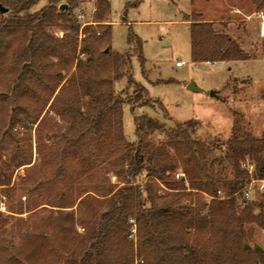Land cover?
Listing matches in <instances>:
<instances>
[{
  "label": "trees",
  "instance_id": "trees-1",
  "mask_svg": "<svg viewBox=\"0 0 264 264\" xmlns=\"http://www.w3.org/2000/svg\"><path fill=\"white\" fill-rule=\"evenodd\" d=\"M250 1L257 12L264 7V0ZM38 2L0 0L2 6H10V10L4 6L8 10L0 12V64L8 56L12 58V79L6 90L0 92V100L10 104L4 109L1 141H18L14 127L22 121L21 114L30 115L19 99L27 101L34 91V80L42 81V57L62 58L63 41L49 33V29L58 25L59 20L71 21L72 9L77 5V0H47L45 6L31 12ZM96 2L100 41L81 45L79 54H84L83 57L75 55L78 28L71 27L74 36L69 43L73 54L69 57L68 75L59 88L66 99L61 108L55 109L67 128L50 144L48 163L52 171L44 181L66 180L72 166L68 164L70 157L79 162L78 175L94 180L99 170L106 167L116 181L106 184L102 180L95 186L97 192L83 189L77 193L78 205L83 206L82 216L77 218L83 234H75L71 241L57 245L43 231L32 232L33 253L40 257L50 255L49 260H36L35 264H132L135 256L139 258L138 264H253L258 257L264 258L263 248L260 251L244 248L251 245V231L235 227L237 223L248 222L264 226V197L261 194L259 212L254 214L247 208L236 212L233 196L250 180L242 162L247 160L253 165V178L264 179V136L241 135L233 128L227 154L233 178L223 183L228 189L227 198L216 195L220 190L216 181L220 179L212 174L211 164L207 163L210 147L187 131L193 120L176 122L166 141L154 142L146 139L147 129L163 126L134 115L136 139L127 140L122 121L125 101L115 94L113 81L123 76L118 71L119 64L127 67L131 64L121 55L112 57L105 48H97L110 42L112 24L105 23L109 1ZM140 2L126 0L122 21L128 9ZM61 4L65 7L60 8ZM183 18L189 22L192 62L251 58L229 34L213 32L201 14L192 11ZM126 39L128 44H135L132 52L143 71L141 39L130 27ZM127 82L134 88L128 98L131 111L135 105H148L150 97L145 87L131 75L127 76ZM56 98L55 95L53 101ZM159 108L163 117L170 119L162 103ZM26 163H18L17 167ZM1 166L0 186L8 185V178L1 179ZM178 169L183 176L176 178ZM142 173L146 179L139 182L137 176ZM162 189L165 191L160 193ZM204 194L213 197L207 202ZM132 225L136 230L134 239L128 237ZM13 261L34 264L16 257Z\"/></svg>",
  "mask_w": 264,
  "mask_h": 264
},
{
  "label": "rangeland",
  "instance_id": "rangeland-1",
  "mask_svg": "<svg viewBox=\"0 0 264 264\" xmlns=\"http://www.w3.org/2000/svg\"><path fill=\"white\" fill-rule=\"evenodd\" d=\"M108 1L110 12L105 18V23L112 24L111 40L109 43L98 45L97 48L108 49L107 53L112 57L121 55L131 64L129 67L119 64L118 71L123 76L113 81L115 94L125 101L122 104L125 138L130 141L136 139L134 115L145 120L152 119L163 126L160 129H147L146 139L154 142L166 141L176 122L193 120L187 131L192 138L201 140L210 147L211 153L207 157V163L211 164L212 174L220 179L216 181V186L221 194L217 191L216 195L227 198L228 189L223 183L233 178L231 162L227 156L233 128L241 135L248 134L255 138L264 136V62H259L254 68L256 72L253 77L235 72L234 66L237 63L234 62L209 61L194 64L191 61L190 35L183 16L193 7V11L201 14L207 22V17L214 14L234 16L238 32L233 36L223 31L243 46L246 38L260 37V50L253 57L264 58V36L258 35L259 19L255 15L251 16L250 23L244 19L246 14L257 12L255 6L250 0H141L137 7L128 9L125 21H122L126 0ZM46 4L47 0H39L30 11H36ZM235 8H239L240 12L233 13ZM96 9V0H77V5L72 9V20H59L58 25L49 29V33L63 41L62 58L59 60L51 55L42 57V81L34 80V91L27 101L19 99L26 104L30 115L21 114L22 121L14 127L18 141L13 143L0 140V164L3 172L1 179H9L8 185L0 186L2 264H15V257L19 260L29 259L34 264L36 260H49L48 253L41 257L33 253L32 232L43 231L57 245L71 241L75 234H83V226L77 221V218L82 216L83 208L78 205L80 198L76 197L77 193L83 189L97 192L95 186L102 180L106 184L116 181L115 176L106 167L99 170L94 180L78 175L79 162L71 157L68 161V164L72 165L68 172L70 176L67 174L66 180L58 179L55 183L44 181L52 171L48 163L50 144L67 128L66 121L55 113V109L61 108L66 99L59 88L68 75L69 57L73 54L69 43L74 36L71 27L78 28L75 55L83 57L84 54H79L81 45L100 41V29L95 21ZM260 10L264 12V7L258 11ZM129 27L142 41V53L145 58L143 71L132 52L135 44L127 43ZM87 36H90V39H86ZM65 42H68V45H64ZM177 60H183L184 64L176 66ZM11 66V56L0 64V92L6 90V85L12 79ZM128 75L142 84L150 97L148 105H135L133 112L128 98L134 88L128 85ZM61 79L62 82L59 83ZM191 80L203 90L186 89ZM210 91L213 93L210 94ZM55 95L57 98L53 101ZM160 103L170 119L163 117ZM9 105V102L0 100V127L5 121L4 109L9 108ZM25 162L28 163L17 167L18 163ZM137 179L144 182L145 173L139 174ZM253 184L251 199L243 197V189L248 183L233 194L237 205L236 212L244 208L254 214L259 212L261 193L257 190L258 184ZM164 191L162 189L160 193ZM208 196H203L207 202L211 199ZM184 203L188 204V201ZM66 205L72 206L61 207ZM205 213L206 209L202 210V214ZM235 227L246 232L251 231L250 244L256 242L264 250L262 227L254 222L237 223ZM138 262L139 258L135 256L133 263ZM253 264H264V258L258 257Z\"/></svg>",
  "mask_w": 264,
  "mask_h": 264
},
{
  "label": "crops",
  "instance_id": "crops-1",
  "mask_svg": "<svg viewBox=\"0 0 264 264\" xmlns=\"http://www.w3.org/2000/svg\"><path fill=\"white\" fill-rule=\"evenodd\" d=\"M195 2H196V0H195ZM191 3L194 4V2H192V1H191ZM194 5H196V4H194ZM196 7L198 8V6H196ZM194 8L195 7L191 8L192 10L189 13H191ZM239 12H240L239 8H235L233 10V13H239ZM189 13H185V14H189ZM252 15H255L260 21V18L257 16V12H252V13L246 14L244 19H246V21L248 23H250V21L252 19L251 18ZM207 18H208V21L210 22L211 30L215 33H218V32H221L224 30V31H226V32H228L234 36V34H236L238 32V24H237L234 16L224 17V16L214 14L213 16H210ZM184 21L186 22L187 28H188L189 22L186 20H184ZM188 31H189V28H188ZM259 34H261V36H264V34L261 33V27H259L258 35ZM245 40L246 41H245L244 46L242 43H239V44L242 47V49L251 56V58L246 59V60H233V61H227V62L224 61V62H226V63H230V62L237 63V65L234 66V68L236 69L235 72L240 73V75H245V76L248 75L250 77H253L254 73L256 72V71H254V68L257 66V64H259V62H264V58H262V57H257V58L253 57L259 52V50H260L259 43L262 39L257 36L253 39L252 38H249V39L246 38ZM177 61H175V63ZM207 62L209 63V61H207ZM193 63L195 64L197 62H193ZM212 63H214V62H212ZM182 65H179L178 67H180ZM228 68H230V67H228Z\"/></svg>",
  "mask_w": 264,
  "mask_h": 264
},
{
  "label": "built area",
  "instance_id": "built-area-1",
  "mask_svg": "<svg viewBox=\"0 0 264 264\" xmlns=\"http://www.w3.org/2000/svg\"><path fill=\"white\" fill-rule=\"evenodd\" d=\"M257 16L260 18V27H261V33L264 34V12L262 10L257 12ZM177 66L184 64L183 60H178L175 63ZM242 167L245 168L249 175H250V180L247 182L248 185H246V187L243 189V197L245 199H251L252 198V194H253V183H257V190L263 195L264 197V179H255L253 178V165L248 162L247 160L242 162ZM176 178H179L180 176H183V173L181 172H177L175 173ZM218 194H221V191L218 190ZM213 196H208V198H212ZM221 198H224V196H219ZM131 222H133V220H130ZM263 231H264V226L262 227ZM135 225H132L131 229H130V233L128 235V237L130 239H134V235H135ZM137 261V260H136ZM135 261V262H136ZM137 263V262H136ZM134 264V263H132Z\"/></svg>",
  "mask_w": 264,
  "mask_h": 264
},
{
  "label": "water",
  "instance_id": "water-1",
  "mask_svg": "<svg viewBox=\"0 0 264 264\" xmlns=\"http://www.w3.org/2000/svg\"><path fill=\"white\" fill-rule=\"evenodd\" d=\"M65 4H61L60 8H64ZM8 9L4 6H2L0 4V12L1 13H5ZM105 52H108V49H105ZM186 89L188 90H192V91H202L203 89H201L198 85H196L192 80L186 85ZM213 92L210 91V94H212ZM244 248L248 249V248H253L256 251H260L262 250V246H260V244L258 243H253L252 245L246 244L244 246Z\"/></svg>",
  "mask_w": 264,
  "mask_h": 264
}]
</instances>
